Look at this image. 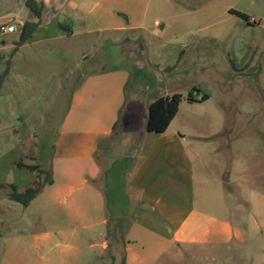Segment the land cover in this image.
<instances>
[{"label":"rangeland","instance_id":"374dc122","mask_svg":"<svg viewBox=\"0 0 264 264\" xmlns=\"http://www.w3.org/2000/svg\"><path fill=\"white\" fill-rule=\"evenodd\" d=\"M147 8V31L86 34L91 22L82 28L70 13L75 36L16 57L6 84L11 114L0 121V163L11 162L27 142L30 150L52 146L84 74L129 67L133 98L143 99L147 90L149 98L183 96L174 125L189 148L200 151L196 195L211 201L197 205L241 229L229 245L175 249L159 264H264V0H153ZM131 10L138 20L137 8ZM2 54L0 77L13 59ZM194 88L209 100L189 103ZM120 226L111 228L108 250L83 248V264H124L131 239L127 222Z\"/></svg>","mask_w":264,"mask_h":264},{"label":"crops","instance_id":"0c3cea01","mask_svg":"<svg viewBox=\"0 0 264 264\" xmlns=\"http://www.w3.org/2000/svg\"><path fill=\"white\" fill-rule=\"evenodd\" d=\"M38 1L45 5L41 25L11 59L0 89V121H8L11 114L6 110V84L16 57L43 42L75 36L70 13L80 17L82 28L91 22L86 34L147 31V5L153 0ZM131 5L137 8L136 21ZM85 11L88 18L82 23ZM28 21L38 20L27 0H0V28L16 25L19 30L0 34V53L14 51ZM59 24L67 25L71 33L62 32ZM6 59L3 55L0 60ZM131 94L129 67L84 74L52 146L39 144L30 150L27 142L11 162L0 163V264H83V248L93 253L108 250L111 228L124 222L131 239L125 264H159L175 249L229 245L241 238V229L197 205V200L204 206L211 201L197 198L195 160L200 151L189 148L175 127L179 113L164 134L147 131L150 105L170 95L159 92L149 98L147 90L138 99ZM21 161L53 171V183L28 207L8 197L9 185L24 192L38 179L36 173L17 167ZM8 226L17 229L9 231Z\"/></svg>","mask_w":264,"mask_h":264},{"label":"trees","instance_id":"16d2710c","mask_svg":"<svg viewBox=\"0 0 264 264\" xmlns=\"http://www.w3.org/2000/svg\"><path fill=\"white\" fill-rule=\"evenodd\" d=\"M27 6L38 21H28L22 26L20 38L19 41L16 42L14 51L11 53L12 56H14L18 52L21 46H23L33 38L34 34L38 31L41 25V18L45 9L44 3L39 2L38 0H27ZM230 13L240 19L247 21L250 24H253L249 16L245 13L236 10H231ZM59 28L64 33H71V30L68 29L67 25L65 24H59ZM10 70L11 60L8 62V68L0 77V89L3 87L5 78L10 73ZM201 93L202 92L199 89L194 88L189 93L187 101L191 104L204 103L208 101L209 96L207 94ZM182 102L183 96L179 94L160 97L153 101V103L149 107L147 131L158 135L164 134L178 115ZM17 167L19 169H26L31 173L37 174L38 179L35 182L34 186L26 189L24 192H19L18 188L13 184L8 186V189L10 190V193L8 194L9 199L13 202L23 205L24 207H28L30 203L35 198H37L39 194H41V192L47 185L53 183V171H44L42 170L40 165H27L23 161L17 163Z\"/></svg>","mask_w":264,"mask_h":264},{"label":"built area","instance_id":"2783aa9c","mask_svg":"<svg viewBox=\"0 0 264 264\" xmlns=\"http://www.w3.org/2000/svg\"><path fill=\"white\" fill-rule=\"evenodd\" d=\"M157 26H161L160 23H156ZM19 30H18V27L16 25H12V26H8V25H4L0 28V34L1 35H7V34H15L17 33Z\"/></svg>","mask_w":264,"mask_h":264}]
</instances>
